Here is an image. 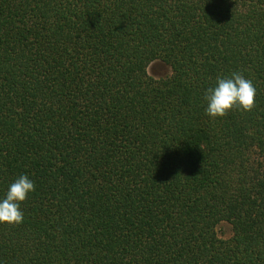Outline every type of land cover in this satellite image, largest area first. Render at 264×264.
Segmentation results:
<instances>
[{
    "label": "trees",
    "instance_id": "trees-1",
    "mask_svg": "<svg viewBox=\"0 0 264 264\" xmlns=\"http://www.w3.org/2000/svg\"><path fill=\"white\" fill-rule=\"evenodd\" d=\"M232 72L254 107L211 119ZM21 174L0 264H264V0H0V195Z\"/></svg>",
    "mask_w": 264,
    "mask_h": 264
},
{
    "label": "clouds",
    "instance_id": "clouds-1",
    "mask_svg": "<svg viewBox=\"0 0 264 264\" xmlns=\"http://www.w3.org/2000/svg\"><path fill=\"white\" fill-rule=\"evenodd\" d=\"M256 87L240 72L218 75L215 84L203 94L205 114L216 119L232 109L251 111L255 104ZM35 191V183L27 174L15 178L0 195V223L19 224L24 220L21 204Z\"/></svg>",
    "mask_w": 264,
    "mask_h": 264
},
{
    "label": "rangeland",
    "instance_id": "rangeland-1",
    "mask_svg": "<svg viewBox=\"0 0 264 264\" xmlns=\"http://www.w3.org/2000/svg\"><path fill=\"white\" fill-rule=\"evenodd\" d=\"M148 71L150 74H152L154 77H163L164 75H167L171 72V67L167 63L161 61V60H154L148 67ZM218 231L221 236L228 237L232 233L231 225L223 221L219 223L218 225Z\"/></svg>",
    "mask_w": 264,
    "mask_h": 264
}]
</instances>
